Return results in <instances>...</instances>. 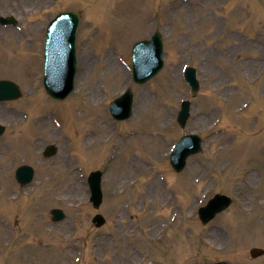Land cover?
Listing matches in <instances>:
<instances>
[{"label":"rangeland","instance_id":"374dc122","mask_svg":"<svg viewBox=\"0 0 264 264\" xmlns=\"http://www.w3.org/2000/svg\"><path fill=\"white\" fill-rule=\"evenodd\" d=\"M66 6L83 20L76 91L64 102L45 97L36 19L26 25L35 44L15 32L0 44V78L36 92L0 103V264H264L250 253L264 247V0H57L49 9ZM155 30L165 67L136 85L120 62L129 64L133 43ZM186 64L198 67L202 87L182 128ZM130 85L139 103L132 119L117 122L106 103ZM53 111L58 125L42 131L39 118ZM95 116L110 120L107 129ZM187 132L202 134L205 150L177 173L170 145ZM45 143L58 146L55 156L43 155ZM25 162L37 175L21 186L14 171ZM94 169L105 171L101 228L87 181ZM216 192L235 203L203 225L198 209ZM55 207L67 218L54 222Z\"/></svg>","mask_w":264,"mask_h":264},{"label":"water","instance_id":"95a60500","mask_svg":"<svg viewBox=\"0 0 264 264\" xmlns=\"http://www.w3.org/2000/svg\"><path fill=\"white\" fill-rule=\"evenodd\" d=\"M58 20L59 22L53 26V31L50 33L49 41L55 43V42H59V40L62 41L63 39H66L68 42L71 43V48H73L76 31H77L78 20H79L78 16L71 17L68 15H62V17ZM145 48L150 51L151 56H152V59H151L152 63L149 66L145 67L147 72H149V76H150V75H153L155 71L157 72L163 65V61L161 58V54H162L161 35L157 33L154 35V38L150 42L149 41L140 42V49H145ZM71 53L73 54L72 55L73 56L72 69L70 70V73H71L70 79L72 80L74 70H75V51L74 49L73 51H71ZM153 68L155 69V71H153ZM188 73H189L188 75L189 79L193 82L196 81L194 84H197L196 74H195L196 71L190 69L188 70L187 74ZM4 89L10 91L12 94L9 95L8 97L2 96V98H12L15 96L14 94L15 91L12 85L0 83V90L3 91ZM185 106L187 107V109L185 111L186 114L184 117L188 115V103H186ZM126 116H128V114ZM0 129L2 130L1 127ZM93 176L91 180V185L95 192L94 199L96 200V204L99 205L102 200L100 184H99L100 173H95ZM18 177L20 178L21 181H25L20 176ZM30 177L31 175L29 174L28 180H30ZM224 207H226V205H222L218 199H213L212 201H210L209 205L207 207H204L201 211V217L204 223H207L208 221H210ZM55 213H56V219H61L62 217H64L62 212L59 210L55 211ZM98 220L100 221V223L103 222V219L101 217H98ZM262 253H264V250L262 249L253 250L254 255H259Z\"/></svg>","mask_w":264,"mask_h":264},{"label":"bare ground","instance_id":"6f19581e","mask_svg":"<svg viewBox=\"0 0 264 264\" xmlns=\"http://www.w3.org/2000/svg\"><path fill=\"white\" fill-rule=\"evenodd\" d=\"M112 62L114 63V61H112ZM80 79H81V77H80ZM95 121L98 123L99 129H104V128L107 129V127L105 126V125H107V123H102L101 120H99V119H96ZM45 122H47V121H45ZM35 143H37V141H35Z\"/></svg>","mask_w":264,"mask_h":264}]
</instances>
